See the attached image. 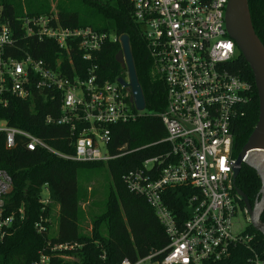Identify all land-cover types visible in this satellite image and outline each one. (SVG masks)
<instances>
[{
	"label": "built area",
	"instance_id": "built-area-1",
	"mask_svg": "<svg viewBox=\"0 0 264 264\" xmlns=\"http://www.w3.org/2000/svg\"><path fill=\"white\" fill-rule=\"evenodd\" d=\"M124 1L151 63V77L164 86L166 105L155 116L165 130L161 142L168 151L145 160L123 180L127 190L152 209L169 243L159 252L120 264L218 263L239 244L250 253L247 264H264L251 247L253 236L233 230L236 214L245 217L246 211L239 205L242 201L233 180L232 126L250 87L226 69L238 53L225 26L228 0ZM24 26L27 36L53 42L58 55L53 64L26 52L18 59L9 57L11 34L1 27L0 106L6 105L8 97L25 100L33 94L46 103L57 100L56 114L46 115L44 123L69 129L75 137L73 155L54 152L39 138L1 121L5 148L18 143L29 151L42 149L75 162L116 158L110 154L111 128L134 122L141 112L135 111L130 91L117 82L119 78L100 79L94 61L106 41L119 44L120 36L62 27L56 15L28 19ZM73 56L87 65L75 67ZM121 79L127 83L126 73ZM10 190L11 179L0 170V242L13 224L24 220L22 207L7 210ZM172 198H184L183 206H176ZM40 203L42 210L50 204L45 188ZM44 223L49 220L40 217L34 224L38 234L45 230ZM161 253L163 258L153 262ZM48 262L40 255L33 264Z\"/></svg>",
	"mask_w": 264,
	"mask_h": 264
},
{
	"label": "trees",
	"instance_id": "trees-1",
	"mask_svg": "<svg viewBox=\"0 0 264 264\" xmlns=\"http://www.w3.org/2000/svg\"><path fill=\"white\" fill-rule=\"evenodd\" d=\"M247 2L253 30L264 47V0ZM81 8L89 11L94 19L92 24L80 19ZM52 15H56L62 27L91 28L115 37L127 35L145 110L154 114L139 115L134 122L111 128L110 154L118 156L107 162H75L42 149L29 151L18 143L6 149L0 135V170L11 179L7 210L22 207L24 213V220L13 224L0 242V264H33L40 255L48 257V264H120L124 259L134 262L163 250L169 243L152 209L142 197L130 193L123 180L124 175L141 167L145 160L168 151V145L161 142L166 137L165 130L155 116L166 105L164 86L159 79L151 77V63L131 19L130 6L124 0H0V30L6 27L12 39L8 56L18 59L26 52L34 59L53 64L58 55L55 44L27 36L24 26L28 19ZM119 50L117 42L106 41L95 55L94 63L102 81L124 77V69L115 61ZM73 64L75 67L87 65L76 56ZM226 69L250 87L232 126L233 156L236 157L257 122L258 100L252 74L238 53ZM57 104V100L46 103L37 94L25 100L8 97L6 105L0 106V122L39 138L54 152L71 156L75 137L69 129L44 123L46 115L56 114ZM103 167L110 184L97 206V213L94 209L85 213L80 206L88 201L80 193L78 178L84 177L89 183L95 177L94 169ZM235 186L252 205L260 189L256 173L242 165ZM43 188L50 201L44 210L40 203ZM174 201L182 207L185 199ZM239 205L242 207V202ZM40 217L47 218L49 223H44L45 230L38 234L34 224ZM85 218H89V235L81 232ZM261 221L264 223V212ZM245 233L253 236L251 247L264 260V238L250 225ZM64 245L72 248L53 250ZM163 256L161 253L152 261ZM249 256L245 246L239 244L226 260L208 264H247Z\"/></svg>",
	"mask_w": 264,
	"mask_h": 264
},
{
	"label": "water",
	"instance_id": "water-1",
	"mask_svg": "<svg viewBox=\"0 0 264 264\" xmlns=\"http://www.w3.org/2000/svg\"><path fill=\"white\" fill-rule=\"evenodd\" d=\"M224 18L227 34L252 74L258 100L257 122L236 156L233 180H236L242 165L256 173L260 189L252 205L236 187L235 191L242 201L249 225L264 238V223L261 221L264 212V47L253 30L247 0H228ZM119 44L120 50L115 61L125 70L127 83L121 78L117 82L129 89L135 111L142 112L145 110V100L137 79L128 36L121 35Z\"/></svg>",
	"mask_w": 264,
	"mask_h": 264
},
{
	"label": "rangeland",
	"instance_id": "rangeland-1",
	"mask_svg": "<svg viewBox=\"0 0 264 264\" xmlns=\"http://www.w3.org/2000/svg\"><path fill=\"white\" fill-rule=\"evenodd\" d=\"M101 1H109V0H101ZM79 16L82 21H87L89 24H92L93 18L89 16V11L86 8L79 9ZM140 115H152L154 113H150L147 110L142 111L139 113ZM95 174L91 181L86 182L84 177L78 178V186L81 188L80 193L85 194V198L88 201V204H82L80 208L85 212L88 213L90 210L95 211L97 213V206L101 204L104 195L106 193V188L110 184L109 176L106 169L98 168L94 169ZM96 204V205H95ZM249 226V221L247 217L243 216L242 213H237L236 217L233 219V230L235 232H243ZM90 225H89V218H85L84 223L81 227V232L85 235L90 234Z\"/></svg>",
	"mask_w": 264,
	"mask_h": 264
}]
</instances>
